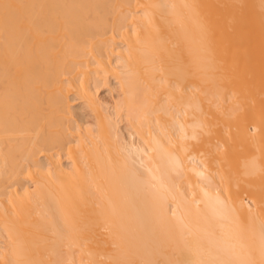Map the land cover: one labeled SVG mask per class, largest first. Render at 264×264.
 <instances>
[{
    "label": "bare ground",
    "instance_id": "bare-ground-1",
    "mask_svg": "<svg viewBox=\"0 0 264 264\" xmlns=\"http://www.w3.org/2000/svg\"><path fill=\"white\" fill-rule=\"evenodd\" d=\"M0 264H264V0H0Z\"/></svg>",
    "mask_w": 264,
    "mask_h": 264
},
{
    "label": "rangeland",
    "instance_id": "rangeland-1",
    "mask_svg": "<svg viewBox=\"0 0 264 264\" xmlns=\"http://www.w3.org/2000/svg\"><path fill=\"white\" fill-rule=\"evenodd\" d=\"M107 93H108V92H107ZM116 93H117V91L114 90V94H116ZM104 94H105V92H104Z\"/></svg>",
    "mask_w": 264,
    "mask_h": 264
}]
</instances>
